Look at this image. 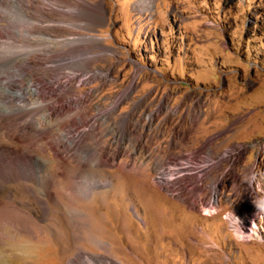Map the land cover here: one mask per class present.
Returning a JSON list of instances; mask_svg holds the SVG:
<instances>
[{"label": "rangeland", "instance_id": "374dc122", "mask_svg": "<svg viewBox=\"0 0 264 264\" xmlns=\"http://www.w3.org/2000/svg\"><path fill=\"white\" fill-rule=\"evenodd\" d=\"M13 1L0 264H264V0ZM235 206L258 237L233 238Z\"/></svg>", "mask_w": 264, "mask_h": 264}, {"label": "bare ground", "instance_id": "6f19581e", "mask_svg": "<svg viewBox=\"0 0 264 264\" xmlns=\"http://www.w3.org/2000/svg\"><path fill=\"white\" fill-rule=\"evenodd\" d=\"M22 0H16V1H13V3H18V4H20V2H21ZM11 4V3H10ZM15 4H13V6H14ZM19 6V5H18ZM17 6V7H18ZM21 6V5H20ZM20 8V7H19ZM23 10V9H22ZM24 10H27V9H24ZM27 12V14H30L29 13V11L27 10L26 11ZM26 12H25V14H26ZM24 13V12H23ZM41 17H44V19H43V21H49L48 19H47V16H45V15H41ZM47 29H48V27H43V26H41V27H38V29H37V31L40 33V34H44V33H46L47 32ZM18 33V32H17ZM20 33V32H19ZM51 36H52V34L51 33H46V37L44 38V40L45 41H50L51 40ZM76 41V40H75ZM5 60V61H4ZM4 60L3 59H0V64L2 65V66H4L5 68L4 69H2L1 71L2 72H0V107H2L1 109H2V113L0 112V115H1V117L4 119L5 118V120L7 119L8 120V112H9V109H8V107H7V103H8V100H9V97H10V84L11 83H9L8 82V76H9V74H10V70H9V66H8V59H7V55L6 56H4ZM77 62V61H76ZM74 63V62H73ZM38 92H39V88L37 87V89H34V88H30V90H28V93H36V94H38ZM68 92V91H67ZM35 95V94H34ZM82 99V98H81ZM122 99H120L118 102H120ZM118 102H117V105H118ZM76 105H78V104H76ZM117 105H115V106H117ZM19 106V105H18ZM81 106V105H80ZM19 107H21V106H19ZM64 109V108H63ZM79 110V109H78ZM113 110V109H112ZM96 120H98V118H95L94 120H93V123H92V125H91V127H90V129L89 130H85V131H83L82 129V132L80 133V134H78L77 136H75L74 138H73V140H70V142H71V145H81L82 144V139L84 138V137H86V136H88V135H90V137L92 136V135H94V134H96L95 132V130L97 129L96 128V124H95V122H96ZM7 122V121H6ZM47 122V121H46ZM126 122V121H125ZM124 122V123H125ZM72 128V127H71ZM124 130V129H123ZM69 138V137H68ZM7 149H9L8 147H6ZM6 148H3L2 147V149H0L1 151H3V152H5V151H9V150H6ZM83 148L84 149H86L87 147L86 146H83ZM5 151H4V150ZM12 150V149H11ZM2 152V153H3ZM18 155V154H17ZM207 156V155H206ZM22 157V156H21ZM208 157V156H207ZM207 162V161H206ZM5 163V162H4ZM3 163V164H4ZM209 163V162H208ZM172 166H178V165H172ZM172 166H168L167 168H165L166 170H164L162 173H161V175H162V177H159V179L161 180V182H163V180H166L167 181V178L169 179V177L171 178V180H168V181H170L169 183H171V182H174V180H173V178L174 177H171V175H175L176 176V178H178V177H181V176H183L184 175V170L186 171V167H184L183 166V168H184V170H183V172L181 173V174H179V173H176V170H178L179 169V167H172ZM208 166H210V164L208 165L207 164V166L206 167H204L202 170L203 171H205V172H207V169L206 168H208ZM5 167V166H4ZM3 169V168H2ZM189 170V169H188ZM209 171V170H208ZM3 172H4V170H3ZM3 172H2V170H1V168H0V176H3ZM189 173V172H188ZM188 173H186V175L188 174ZM168 175V176H167ZM166 177V178H165ZM8 179V178H7ZM189 181H191V180H189ZM182 182V181H181ZM197 181H195V183H196ZM190 183H192V182H189V184ZM194 183V182H193ZM171 184H173V183H171ZM176 184H178V182L176 183ZM175 184V185H176ZM183 184V183H182ZM184 185V184H183ZM192 184H190V186H191ZM177 186V185H176ZM189 186V185H188ZM195 186V185H194ZM178 187V186H177ZM196 190L197 191H203L204 190V187H202V186H200V184H197L196 186ZM216 187V186H215ZM184 188H186V185H184ZM191 188V187H190ZM193 188V187H192ZM176 190V189H175ZM91 192V191H90ZM46 195H44V196H47V197H50L51 195H50V193H45ZM42 195V194H41ZM41 195H37V199H38V203H40V205L41 206H48L49 207V203H48V198L46 199V198H44V197H42ZM50 200V199H49ZM214 200H215V196H214ZM50 202V201H49ZM153 201H151V203H152ZM154 203V205L152 206V208H153V210H155L156 212L157 211H160V213H162V208H163V205H159V203H157L156 201H154L153 202ZM47 207V208H48ZM149 207V206H148ZM44 209V208H43ZM46 209V208H45ZM207 214H209L208 212H206ZM13 221H14V219H13ZM18 224V223H17ZM19 225V224H18ZM17 225V226H18ZM16 227V226H15ZM15 231V230H14ZM19 231H20V229H19ZM23 231V230H22ZM24 232V231H23ZM74 264V263H73Z\"/></svg>", "mask_w": 264, "mask_h": 264}, {"label": "built area", "instance_id": "2783aa9c", "mask_svg": "<svg viewBox=\"0 0 264 264\" xmlns=\"http://www.w3.org/2000/svg\"><path fill=\"white\" fill-rule=\"evenodd\" d=\"M229 213H234L235 216H237L240 221H241V226L243 228V230L248 233L250 232V229L253 225V223H255L256 227L252 229V238L247 240V241H251L253 239H255L256 237L259 236L260 233V226L258 224V219L257 216L252 215L249 210L247 209H243L240 207H231L225 214H224V219L226 221V226L227 229L230 233H232L229 230V223L230 221L228 219H226V217L228 216ZM233 235V234H232Z\"/></svg>", "mask_w": 264, "mask_h": 264}, {"label": "clouds", "instance_id": "9594fccd", "mask_svg": "<svg viewBox=\"0 0 264 264\" xmlns=\"http://www.w3.org/2000/svg\"><path fill=\"white\" fill-rule=\"evenodd\" d=\"M254 203L260 212H264V200L254 201ZM226 219L230 221L229 230L237 243H243L252 238V229L256 227L255 223H253L250 232L246 233L241 226L240 219L234 213H229Z\"/></svg>", "mask_w": 264, "mask_h": 264}]
</instances>
